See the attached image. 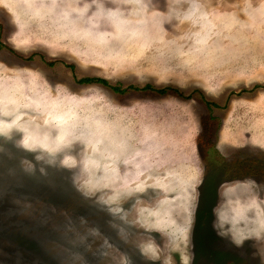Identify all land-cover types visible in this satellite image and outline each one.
Segmentation results:
<instances>
[{
  "label": "rangeland",
  "instance_id": "374dc122",
  "mask_svg": "<svg viewBox=\"0 0 264 264\" xmlns=\"http://www.w3.org/2000/svg\"><path fill=\"white\" fill-rule=\"evenodd\" d=\"M119 1L0 0V264H264V0Z\"/></svg>",
  "mask_w": 264,
  "mask_h": 264
},
{
  "label": "flooded vegetation",
  "instance_id": "af4514ba",
  "mask_svg": "<svg viewBox=\"0 0 264 264\" xmlns=\"http://www.w3.org/2000/svg\"><path fill=\"white\" fill-rule=\"evenodd\" d=\"M224 184H226V183H225V180H224L222 175L219 176V178L214 181V184H212L213 187L210 190L211 201L209 200L210 202L209 201L206 202V204L208 202L209 203L206 205L207 209L205 208V210L203 212V214H204L206 211L205 215H206L207 219H212V218H214V216L216 217V214H218L220 208H222V205L220 207L218 205H219L220 199L223 198V192H221L220 189H221V187L224 186ZM201 212L202 211H200V209L198 208V201H197L196 213H195V214H197V217H198L197 220H199L200 216H202Z\"/></svg>",
  "mask_w": 264,
  "mask_h": 264
},
{
  "label": "bare ground",
  "instance_id": "6f19581e",
  "mask_svg": "<svg viewBox=\"0 0 264 264\" xmlns=\"http://www.w3.org/2000/svg\"><path fill=\"white\" fill-rule=\"evenodd\" d=\"M118 1H119V0H117V2H118ZM120 1H122V0H120ZM120 1H119V2H120ZM124 1H125V0H124ZM110 2H112V1H110ZM101 3H102V2H101ZM120 3H121V2H120ZM123 3H124V2H123ZM89 4H90V2H89ZM104 4H105V5H104ZM106 4H107V3H103L104 6H106ZM113 4H114V3H113ZM116 4H118V3H116ZM116 4H115V5H116ZM107 5H108V4H107ZM109 5H110V4H109ZM109 5H108V6H109ZM119 5H120V4H118V6H119ZM85 6H86V4H85ZM110 6L113 7L112 4H111ZM102 8H103V7H102ZM110 8H111V7H110ZM113 8H114V7H113ZM120 8H121V7H120ZM61 9H62V8H61ZM111 9H112V8H111ZM116 9H118V8H116ZM108 10H109V9H107V11H108ZM112 10H113V9H112ZM114 10H115V9H114ZM114 10H113V11H114ZM118 10H119V9H118ZM121 10H123V9L121 8ZM86 11H88V10H86ZM98 11H99V10H98ZM128 11H129V10H128ZM138 11H139V10H138ZM138 11H137V13L139 14ZM63 12H64V11H63ZM103 12H104V10H103ZM123 12H124V11H123ZM61 13H62V12H61ZM96 13H97V12H96ZM108 13H109V12H108ZM63 14H64V13H63ZM82 14H84V13H82ZM87 14H88V13H87ZM94 14H95V13H94ZM123 14H124V13H123ZM84 15H85V14H84ZM98 15H99V14H98ZM101 15H102V13H101ZM101 15H99V16L101 17ZM117 15H118V14H117ZM117 15H116V17H117ZM129 15H130V14H129ZM135 15H136V14H135ZM135 15H134V17L136 18ZM57 16H58V15H57ZM86 16H87V15H86ZM92 16H93V15H92ZM103 16H104V15H103ZM105 16H106V14H105ZM121 16H122V14H121ZM96 17H97V16H96ZM108 17H109V16H108ZM116 17H115V18H116ZM122 17H123V16H122ZM72 18H73V17H72ZM82 18H83V17H82ZM84 18H86V17H84ZM97 18H98V17H97ZM101 18H102V17H101ZM125 18H126V16H125ZM81 20H82V19H81ZM93 20H94V19H93ZM119 21H120V19H119ZM121 22H122V21H121ZM90 24H91V23H90ZM113 25H114V24H113ZM117 25H118V24H117ZM110 26H111V25H110ZM96 28H97V27H96ZM100 29H101V28H100ZM100 29H98V30H100ZM115 29H116V28H115ZM96 30H97V29H96ZM96 30H95V32H96ZM102 30H103V29H102ZM102 30H100V31H102ZM109 30H110V29H109ZM112 32H113V31H112ZM39 113H41V112H39ZM41 114H43V113H41ZM48 114H49V113H48ZM64 128H65L64 125H62L61 128H59V129H60V130H64ZM96 135H97V134H96ZM110 141H111V140H110ZM103 143H104V141H103ZM102 151H103V150H102ZM96 153H98V152H96ZM100 153H101V152H100ZM100 153H99V155H101ZM91 154H92V153H91ZM99 155H97V156H99ZM89 156H90V155H89ZM132 157H133V154H129V152H125V153H121V154H120V157L117 158L116 160H118L119 163L122 162V161H124V162H128V163H129V162H131L132 160H134ZM92 158H93V157H92ZM102 158H103V157H102ZM90 159H91V158H90ZM94 160H95V159H94ZM94 160H93V161H94ZM97 160H98V159H97ZM118 161H115V160H113V159H110V162H111V164L113 163V165H114L115 162L117 163ZM99 162H100V160H99ZM103 162H105V161H103ZM133 162H134V161H133ZM93 163H94V162H93ZM105 163H107V162H105ZM116 163H115V164H116ZM94 164H95V163H94ZM98 164H99V163H98ZM100 164H101V162H100ZM135 164H137V163H135ZM113 165H111V166H113ZM120 165H121V164H120ZM109 166H110V165H109ZM131 167H132V165H131ZM134 167H135V166H134ZM130 169H131V168H130ZM136 170H137V169H136ZM157 201H158V200H157ZM161 205H162V204H161ZM156 207H157V206H156ZM155 217H156V216H155ZM163 224H164L163 227L165 228V227H167V224H168V223H165V222H164Z\"/></svg>",
  "mask_w": 264,
  "mask_h": 264
},
{
  "label": "trees",
  "instance_id": "16d2710c",
  "mask_svg": "<svg viewBox=\"0 0 264 264\" xmlns=\"http://www.w3.org/2000/svg\"><path fill=\"white\" fill-rule=\"evenodd\" d=\"M80 83L83 84H92V83H96V84H100L106 87H110V89L114 92H119L120 90L117 87H111L108 85V83L102 79H96V78H83L79 81ZM144 90H149L152 89L150 86H145L143 88ZM168 89H156V92L159 94H164L165 92H167Z\"/></svg>",
  "mask_w": 264,
  "mask_h": 264
},
{
  "label": "clouds",
  "instance_id": "9594fccd",
  "mask_svg": "<svg viewBox=\"0 0 264 264\" xmlns=\"http://www.w3.org/2000/svg\"><path fill=\"white\" fill-rule=\"evenodd\" d=\"M37 159H40V157H37ZM29 168H31V165H29ZM235 242H236L237 244L241 243L240 240H236Z\"/></svg>",
  "mask_w": 264,
  "mask_h": 264
}]
</instances>
